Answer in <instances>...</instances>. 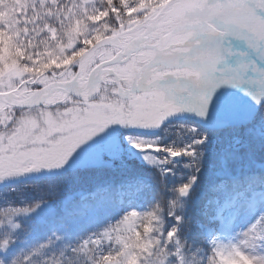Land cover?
Here are the masks:
<instances>
[{
  "label": "snow or ice",
  "instance_id": "snow-or-ice-1",
  "mask_svg": "<svg viewBox=\"0 0 264 264\" xmlns=\"http://www.w3.org/2000/svg\"><path fill=\"white\" fill-rule=\"evenodd\" d=\"M0 264H264V0H0Z\"/></svg>",
  "mask_w": 264,
  "mask_h": 264
},
{
  "label": "rangeland",
  "instance_id": "rangeland-1",
  "mask_svg": "<svg viewBox=\"0 0 264 264\" xmlns=\"http://www.w3.org/2000/svg\"><path fill=\"white\" fill-rule=\"evenodd\" d=\"M149 2H151V0H149ZM141 4H143V0H141ZM132 11H135V9H131L129 14H131ZM122 44H123V41H117V46H121ZM101 55L106 56V57H111V48L110 47H101L100 50L95 53V55H91L88 58L86 64L94 62V59L98 56H101ZM59 107L62 108V105ZM22 179H25V178H21L20 180H22ZM227 240H228V238L225 237L224 242H227Z\"/></svg>",
  "mask_w": 264,
  "mask_h": 264
},
{
  "label": "trees",
  "instance_id": "trees-1",
  "mask_svg": "<svg viewBox=\"0 0 264 264\" xmlns=\"http://www.w3.org/2000/svg\"><path fill=\"white\" fill-rule=\"evenodd\" d=\"M103 28V26H101ZM28 182L27 179H22V180H19V181H14V183H18V184H23V183H26Z\"/></svg>",
  "mask_w": 264,
  "mask_h": 264
},
{
  "label": "water",
  "instance_id": "water-1",
  "mask_svg": "<svg viewBox=\"0 0 264 264\" xmlns=\"http://www.w3.org/2000/svg\"><path fill=\"white\" fill-rule=\"evenodd\" d=\"M109 41H110V38H106V39L103 41V43H107V42H109ZM97 43H98V44H101L102 42H101V41H98ZM123 47H126V45L123 46ZM88 56H89V55H88ZM88 56H87V57H88ZM87 57H86V58H87Z\"/></svg>",
  "mask_w": 264,
  "mask_h": 264
},
{
  "label": "bare ground",
  "instance_id": "bare-ground-1",
  "mask_svg": "<svg viewBox=\"0 0 264 264\" xmlns=\"http://www.w3.org/2000/svg\"><path fill=\"white\" fill-rule=\"evenodd\" d=\"M133 43H134V42H133ZM132 46H133V44H132V45H128L127 47L130 48V47H132Z\"/></svg>",
  "mask_w": 264,
  "mask_h": 264
}]
</instances>
